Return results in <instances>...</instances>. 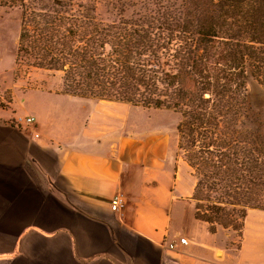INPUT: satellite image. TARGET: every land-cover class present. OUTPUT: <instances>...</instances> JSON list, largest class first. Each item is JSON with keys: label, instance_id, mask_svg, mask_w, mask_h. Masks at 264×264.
<instances>
[{"label": "trees", "instance_id": "16d2710c", "mask_svg": "<svg viewBox=\"0 0 264 264\" xmlns=\"http://www.w3.org/2000/svg\"><path fill=\"white\" fill-rule=\"evenodd\" d=\"M0 0L19 10L15 65L61 72L72 96L168 109L195 183L193 218L240 233L264 210V0ZM226 234V233H224Z\"/></svg>", "mask_w": 264, "mask_h": 264}, {"label": "crops", "instance_id": "0c3cea01", "mask_svg": "<svg viewBox=\"0 0 264 264\" xmlns=\"http://www.w3.org/2000/svg\"><path fill=\"white\" fill-rule=\"evenodd\" d=\"M59 80L56 89L26 90L87 99L92 110L87 119L60 108L29 110L36 138L9 127L22 114L14 95H0V264L243 263L224 238L188 217L195 180L183 169L192 184H178L169 141L140 130L129 137L126 119L138 106L72 96ZM116 193L124 200L119 211L110 208ZM179 236L188 243L167 248Z\"/></svg>", "mask_w": 264, "mask_h": 264}, {"label": "rangeland", "instance_id": "374dc122", "mask_svg": "<svg viewBox=\"0 0 264 264\" xmlns=\"http://www.w3.org/2000/svg\"><path fill=\"white\" fill-rule=\"evenodd\" d=\"M81 1L84 2L86 0ZM87 1L94 2L96 12L100 15L105 16L107 14L106 0ZM18 34L19 10L0 7V95L3 99L11 98L14 95V109L22 115H26L31 109L39 111L40 108L46 110L51 107L60 108L61 115L64 111L68 113V116L70 113L81 112L84 115V119H87L90 115L89 112L92 110V105L88 103L89 100L87 99L71 97L58 99L56 97L52 98L40 90H26L33 86L56 89L59 87L61 72L39 70L31 67L26 70L23 64L15 65L14 55ZM246 95L251 118L264 126V87L253 78L248 77ZM3 99L0 98L1 104L5 102ZM119 113L124 114L121 111ZM112 120L115 121L117 119L113 117ZM126 121L132 129L129 131L131 132L130 138L137 137L134 131L138 132L139 130L143 138H150L154 134L156 137L163 135V139L169 141L171 152L178 161V177L180 176L178 184H192V177L183 170L191 171V169L187 167L186 162L183 160L182 151L178 148L176 125L179 121V116L177 114L168 109L137 107V109H131ZM189 203L188 217L191 218L195 209V201L190 198ZM193 221L197 226L203 227L208 232L207 223L195 218ZM214 235L224 238L229 252L237 256V258L241 255L240 260L244 264H264V210L248 209L240 233L230 227L223 229L217 225Z\"/></svg>", "mask_w": 264, "mask_h": 264}, {"label": "built area", "instance_id": "2783aa9c", "mask_svg": "<svg viewBox=\"0 0 264 264\" xmlns=\"http://www.w3.org/2000/svg\"><path fill=\"white\" fill-rule=\"evenodd\" d=\"M35 124V117L32 115H16L13 118L10 119L8 122L9 127L14 128V129H20V128H25L28 130L30 136L32 138L38 137V133L35 132L32 128ZM124 206V200L123 197L120 193H116L113 195L110 201V208L113 211H119L123 208ZM188 243L187 238L183 236H179L177 240H172L167 242L166 246L169 249H176L177 245H186Z\"/></svg>", "mask_w": 264, "mask_h": 264}]
</instances>
